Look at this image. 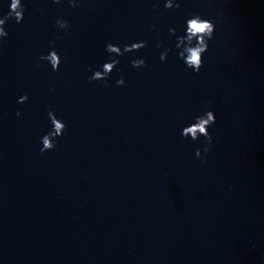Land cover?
<instances>
[{"label":"water","instance_id":"1","mask_svg":"<svg viewBox=\"0 0 264 264\" xmlns=\"http://www.w3.org/2000/svg\"><path fill=\"white\" fill-rule=\"evenodd\" d=\"M24 2L0 43V264H264V0ZM193 11L217 25L199 73L156 47ZM137 39L148 46L119 57L108 83L88 79L106 41ZM53 45L58 71L37 64ZM49 106L67 128L41 153ZM207 107L202 161L204 137L181 129Z\"/></svg>","mask_w":264,"mask_h":264},{"label":"clouds","instance_id":"2","mask_svg":"<svg viewBox=\"0 0 264 264\" xmlns=\"http://www.w3.org/2000/svg\"><path fill=\"white\" fill-rule=\"evenodd\" d=\"M58 5H61L65 0H54ZM73 8L79 7L83 0H66ZM182 0H163V5L167 9L180 8ZM9 11L0 15V43L9 35L6 24L9 18L14 17L17 23L24 19L26 4L24 0H10L8 5ZM158 7V2L153 5ZM55 24L58 28L63 29L65 33L70 34V21L63 17H57ZM216 19L202 15L199 12L193 11L189 13L184 20L182 30L178 31L176 27L170 26L168 28L169 39L173 40L172 46H166L163 40L157 39L156 47L160 48V60L167 61L169 53L175 51V55L188 69L194 73H199L204 65L205 55L210 47V41L214 38L216 30ZM152 28H156V24H152ZM159 37V32L156 33ZM149 44L146 39H137L127 43L113 42L108 40L105 42V50L109 54V59H106L102 64L95 69L89 65L91 75L89 80L103 81L108 83V77L113 70L119 71L117 65L120 63L119 57L126 52H133L147 47ZM64 57L57 47L50 46L47 51L41 52L37 60L40 62H47L52 70L58 71L63 62ZM131 65L140 69L147 65V60L144 56H135L130 61ZM116 85H125L127 83L124 75H120L115 80ZM28 93L18 97V102L22 103L28 100ZM207 103H211L208 101ZM17 115H20L17 109ZM51 128L40 136V152L54 149L57 146L58 138L65 134L67 124L63 118L57 115L55 110L49 106L47 110ZM217 114L215 109L207 107L192 116L189 122L185 123L181 129V135L185 139L199 140L201 136L204 137L202 147H196L195 156L202 161L206 160V153L210 150L213 142V136L210 127L216 123Z\"/></svg>","mask_w":264,"mask_h":264}]
</instances>
